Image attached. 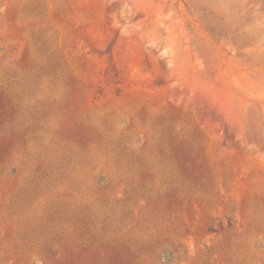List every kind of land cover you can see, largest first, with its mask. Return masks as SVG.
<instances>
[{"label":"rangeland","instance_id":"374dc122","mask_svg":"<svg viewBox=\"0 0 264 264\" xmlns=\"http://www.w3.org/2000/svg\"><path fill=\"white\" fill-rule=\"evenodd\" d=\"M0 264H264V0H0Z\"/></svg>","mask_w":264,"mask_h":264}]
</instances>
